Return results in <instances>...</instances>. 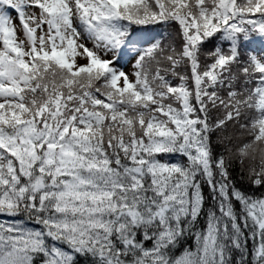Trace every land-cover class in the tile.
<instances>
[{"label": "snow or ice", "instance_id": "1", "mask_svg": "<svg viewBox=\"0 0 264 264\" xmlns=\"http://www.w3.org/2000/svg\"><path fill=\"white\" fill-rule=\"evenodd\" d=\"M257 42L264 0H0V264H264Z\"/></svg>", "mask_w": 264, "mask_h": 264}, {"label": "rangeland", "instance_id": "2", "mask_svg": "<svg viewBox=\"0 0 264 264\" xmlns=\"http://www.w3.org/2000/svg\"><path fill=\"white\" fill-rule=\"evenodd\" d=\"M130 66V65H129Z\"/></svg>", "mask_w": 264, "mask_h": 264}]
</instances>
